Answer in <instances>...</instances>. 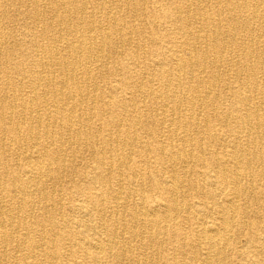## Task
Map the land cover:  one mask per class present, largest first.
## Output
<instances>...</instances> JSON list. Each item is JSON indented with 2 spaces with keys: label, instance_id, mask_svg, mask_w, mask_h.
<instances>
[{
  "label": "bare ground",
  "instance_id": "bare-ground-1",
  "mask_svg": "<svg viewBox=\"0 0 264 264\" xmlns=\"http://www.w3.org/2000/svg\"><path fill=\"white\" fill-rule=\"evenodd\" d=\"M0 264H264V0H0Z\"/></svg>",
  "mask_w": 264,
  "mask_h": 264
}]
</instances>
